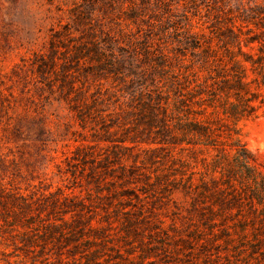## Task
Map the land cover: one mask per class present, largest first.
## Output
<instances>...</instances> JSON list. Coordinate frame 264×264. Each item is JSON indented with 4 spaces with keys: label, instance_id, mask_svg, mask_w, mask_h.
Returning a JSON list of instances; mask_svg holds the SVG:
<instances>
[{
    "label": "trees",
    "instance_id": "trees-1",
    "mask_svg": "<svg viewBox=\"0 0 264 264\" xmlns=\"http://www.w3.org/2000/svg\"><path fill=\"white\" fill-rule=\"evenodd\" d=\"M228 2L70 9L51 52L62 42V66L74 67L66 97L95 137L69 161L88 190L0 186V245L13 248L2 254L31 264H264V170L234 136L264 107V4ZM197 15L208 32L193 29ZM89 77L109 86L90 92Z\"/></svg>",
    "mask_w": 264,
    "mask_h": 264
},
{
    "label": "rangeland",
    "instance_id": "rangeland-1",
    "mask_svg": "<svg viewBox=\"0 0 264 264\" xmlns=\"http://www.w3.org/2000/svg\"><path fill=\"white\" fill-rule=\"evenodd\" d=\"M227 1L233 9L247 2L264 4V0ZM84 2L0 0V186L8 191L23 195L57 190L70 195L87 193L81 166H71L69 161L78 145L94 144L95 137L92 130L79 125L66 97L74 78L73 72H65L70 67L62 66V42L57 41L60 46L54 55L50 41L55 30L73 23L70 9ZM205 20L203 15L194 16L193 29L208 32ZM86 85L90 92L109 86L90 77ZM236 127L234 136L257 155L264 170V107ZM165 219L170 221L168 216ZM2 250L8 253L13 248L0 245V264H31L22 254L9 256Z\"/></svg>",
    "mask_w": 264,
    "mask_h": 264
}]
</instances>
